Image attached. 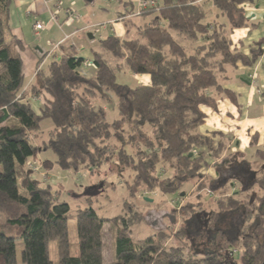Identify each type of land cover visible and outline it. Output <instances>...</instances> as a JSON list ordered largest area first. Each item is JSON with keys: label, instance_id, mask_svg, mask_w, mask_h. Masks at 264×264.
Returning a JSON list of instances; mask_svg holds the SVG:
<instances>
[{"label": "trees", "instance_id": "16d2710c", "mask_svg": "<svg viewBox=\"0 0 264 264\" xmlns=\"http://www.w3.org/2000/svg\"><path fill=\"white\" fill-rule=\"evenodd\" d=\"M244 2L210 0L219 17L212 22L203 4L193 0H162L138 9V17L150 20L133 23L131 35L98 40V50L90 51L93 74L82 71L86 60L69 46L58 58L40 57L37 82L24 89L22 47L9 31L11 0H0V264H18L17 241L22 264H104L105 224L113 241L109 264H264V145L232 161L236 154L222 157L226 139L221 133L198 132L205 119L200 107L215 106L212 91L235 102L232 93L218 87L217 75L238 62L252 66L260 56L259 49L250 57L230 49L231 30L247 25ZM135 15L131 11L129 18ZM125 69L148 82L119 83L117 75ZM43 95L49 99L36 113L28 99ZM104 104L113 106L112 122ZM45 120L52 125L37 145ZM110 140L116 149L109 148ZM47 151L54 157L41 162L47 172L95 174L108 163L130 170L122 214L100 218L88 207L71 215L69 205L59 202L58 190L32 177L31 160ZM209 161L216 162L208 187L210 195H219L213 199L215 209L201 227L194 219L201 213L198 205L182 207L192 217L183 225L201 240L202 250L195 251L183 228L172 236L156 232L134 240L131 226L142 216L128 200L156 190L180 198L184 185L204 177ZM160 165L172 175L160 177ZM205 188L201 183L196 191ZM72 218L76 244L68 235Z\"/></svg>", "mask_w": 264, "mask_h": 264}, {"label": "crops", "instance_id": "0c3cea01", "mask_svg": "<svg viewBox=\"0 0 264 264\" xmlns=\"http://www.w3.org/2000/svg\"><path fill=\"white\" fill-rule=\"evenodd\" d=\"M98 1L100 4L93 5L94 0H11L8 12L9 31L21 44L22 48H19L18 54L22 61V71L24 77L26 75L29 77L24 89L37 82L38 60L45 54L48 55L55 45L59 44L57 50H53L47 58L52 54L58 58L72 46L77 56L91 61L90 51L96 49L94 38L100 40L112 35L125 37L135 31L133 23L141 24L150 20V17L145 15L137 16L140 9L138 5L141 1L147 0ZM149 1L162 4V0ZM193 1L203 4L211 22L214 19L219 21L218 12L211 6L210 0ZM65 9L72 11L74 19L65 16ZM241 9L247 25L231 30L230 49L246 57H250L252 50L259 49L260 56L252 66L238 62L224 67L217 75L218 87L232 93L235 102L223 93L217 94L212 91L215 106L200 107L205 119L198 132L202 135L221 133L226 139V152L245 157L251 154L254 147L264 145V0H245ZM131 11L136 12L137 18H129ZM52 15L56 16V21L51 19ZM36 22L42 23L44 29L36 31L34 29ZM88 35H92V38L90 39ZM48 60L46 59L44 63L46 64ZM81 69L90 75L93 74L90 65L84 66L83 63ZM133 77L139 79L136 81L138 83L148 82L146 76ZM48 99L43 95L29 98L28 101L32 109L38 113ZM42 124H46L47 127L52 125L49 120H45L41 122L40 129ZM36 157L39 158V154ZM35 163L30 164L38 168L36 166L38 163ZM208 163L216 164L213 161ZM212 169L209 166L202 173L212 175Z\"/></svg>", "mask_w": 264, "mask_h": 264}, {"label": "rangeland", "instance_id": "374dc122", "mask_svg": "<svg viewBox=\"0 0 264 264\" xmlns=\"http://www.w3.org/2000/svg\"><path fill=\"white\" fill-rule=\"evenodd\" d=\"M100 4V1L94 0L93 5ZM94 33V30L92 31ZM98 39L94 38L93 42H96V50H98ZM95 49V48H93ZM25 74V73H24ZM25 85L29 81V77L25 76ZM138 78L131 75L128 70H122L117 75V81L122 84L134 86L138 84ZM113 103V102H112ZM107 120L112 122L115 119L113 114V106L106 105ZM42 124L39 138L34 142L39 145L43 140L46 139V132L51 128ZM110 149H116L117 144L110 140L108 142ZM232 154V153H231ZM229 151H225L222 157L229 156ZM236 158L240 160L241 156L236 154ZM248 158V157H247ZM43 159L53 160L54 157L50 151L39 154V158L32 159L31 163H38L36 166L39 167L37 171H32V177L35 179H41L43 183L49 182L54 190L59 191V202H66L70 208V214L74 215V212L78 209H84L91 207L98 217L105 219H113L122 214L123 201L128 199V191L125 187L126 182H130L132 178V172L126 169L121 170L114 164H104L100 167L99 173L90 174L86 170L78 171L77 173L63 172L58 169H54L51 172L42 170L41 162ZM220 160V159H219ZM30 166V165H29ZM213 169L212 175H204L203 178L197 179V182L188 183L184 185L179 191H182L181 195H185L184 198L180 199L174 193L161 194L158 190L153 192H145L144 194H137L135 199H129L128 202L133 203L134 207L142 216L141 223L131 226L132 238L136 241L144 240L145 238L154 235L156 232H164L166 235H174L179 229L183 228L186 232V238L191 241L195 251L198 253L202 250V246L199 244L201 240L195 241V236L189 230L187 225H183L185 220H189L190 214L183 213L182 207L186 203L198 205L201 213L194 215V219L199 226L202 227L201 222L207 219V215L215 209L213 199L219 195L217 192H213V196L208 192V187L214 175V165H209ZM208 166V167H209ZM207 167V168H208ZM159 175L162 178L169 177L172 175V171L169 170L167 165L158 166ZM205 183L206 188L203 191L197 192L196 188L199 184ZM232 192V191H231ZM230 192V193H231ZM151 202H147V200ZM176 203H179L177 206ZM40 217L42 213L38 214ZM1 223V219H0ZM68 235L71 244H76V232H75V220L72 218L67 224ZM173 241V240H172ZM102 242H103V259L104 264H109L112 258V246L113 241L110 234V225L105 224L102 229ZM170 243L165 242V245ZM50 257L54 260L53 254L55 245L50 244ZM75 249V248H74ZM21 243L16 242V259L18 264H22L20 261ZM74 252V250H72Z\"/></svg>", "mask_w": 264, "mask_h": 264}, {"label": "built area", "instance_id": "2783aa9c", "mask_svg": "<svg viewBox=\"0 0 264 264\" xmlns=\"http://www.w3.org/2000/svg\"><path fill=\"white\" fill-rule=\"evenodd\" d=\"M104 1H110V0H104ZM156 5V3L155 2H153V1H149V0H147V1H141L140 2V4H139V8L140 9H145L146 7H154ZM64 14H65V16L66 17H68L69 19L71 18V19H74V14L72 13V11L71 10H69V9H65V11H64ZM51 19L53 20V21H56L57 20V18H56V16L55 15H52V17H51ZM34 29L36 30V31H41V30H43L44 29V26H43V24L42 23H40V22H36L35 24H34ZM58 46H59V44H57V45H55L53 48H52V51L53 50H57V48H58ZM52 51L51 52H49L48 53V55H50L51 53H52ZM47 55V56H48ZM91 62L90 61H85L84 62V66H91ZM192 154L193 155H197V152L195 151V150H193L192 151ZM31 167V166H30ZM31 169H32V171H37L38 170V168L36 167H31ZM177 204V206L179 205V203H176Z\"/></svg>", "mask_w": 264, "mask_h": 264}, {"label": "water", "instance_id": "95a60500", "mask_svg": "<svg viewBox=\"0 0 264 264\" xmlns=\"http://www.w3.org/2000/svg\"><path fill=\"white\" fill-rule=\"evenodd\" d=\"M88 37L91 39L92 38V35H88ZM181 196H183V194ZM147 202H151V200H147Z\"/></svg>", "mask_w": 264, "mask_h": 264}]
</instances>
